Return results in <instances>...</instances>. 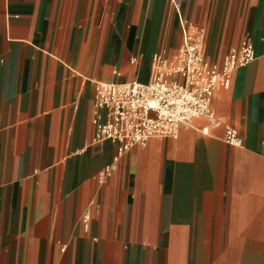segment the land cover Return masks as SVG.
<instances>
[{
  "label": "crops",
  "instance_id": "1",
  "mask_svg": "<svg viewBox=\"0 0 264 264\" xmlns=\"http://www.w3.org/2000/svg\"><path fill=\"white\" fill-rule=\"evenodd\" d=\"M174 9L211 26L208 60L245 40L255 60L217 126L119 153L94 140L95 84L152 79L178 49L170 0H0V264H264V0Z\"/></svg>",
  "mask_w": 264,
  "mask_h": 264
},
{
  "label": "built area",
  "instance_id": "2",
  "mask_svg": "<svg viewBox=\"0 0 264 264\" xmlns=\"http://www.w3.org/2000/svg\"><path fill=\"white\" fill-rule=\"evenodd\" d=\"M178 17L180 46L170 58L151 57L152 79L95 84L90 119L95 141H110L118 146L119 153H124L134 147L143 148L151 138L175 137L182 129L196 127L199 119L217 126L213 96L219 90L227 91L233 73L255 60L253 46L242 41L217 63L212 62L205 57L203 32L192 37ZM130 62L134 64L135 60ZM164 74L172 78L165 79ZM199 130L207 133V128ZM224 140L232 147L242 143L238 131L230 126L225 128ZM103 181L101 174L98 182ZM89 220L86 213L84 230L89 229Z\"/></svg>",
  "mask_w": 264,
  "mask_h": 264
},
{
  "label": "rangeland",
  "instance_id": "3",
  "mask_svg": "<svg viewBox=\"0 0 264 264\" xmlns=\"http://www.w3.org/2000/svg\"><path fill=\"white\" fill-rule=\"evenodd\" d=\"M176 2H177V5H178L177 7L181 8V0H176ZM170 6H171V10H172V13H171L172 20L174 19L177 22V18H176V15H177L176 12L177 11L174 9V7H172L171 3H170ZM178 14H179V12H178ZM183 14L185 15L184 12H183ZM183 14L181 16L184 19L185 28L189 30V32L191 33L192 37H198V36H200V33L203 32V37L206 40L205 53L207 55L209 54V55H212V56L216 57V54H212V53L209 52V40H210V37H211V26L209 27L208 35H206V32H207L206 29L203 28L202 26L201 27L196 26L195 23L191 20L190 15H188L189 13L187 15H185V16ZM178 27L181 28L180 24H179ZM179 36H180V40H179V44H178L177 48H179V45L181 43V30H179ZM172 54L173 53H171V57H172Z\"/></svg>",
  "mask_w": 264,
  "mask_h": 264
},
{
  "label": "bare ground",
  "instance_id": "4",
  "mask_svg": "<svg viewBox=\"0 0 264 264\" xmlns=\"http://www.w3.org/2000/svg\"><path fill=\"white\" fill-rule=\"evenodd\" d=\"M173 2V6H174V8L176 7V6H178L177 5V2H176V0H170V3H172ZM176 18H177V23H178V26H179V17H178V15H176ZM181 21H182V24L184 25V19L181 17ZM179 30H180V28H179ZM134 71V68H132V71L131 72H133ZM164 76H166V77H164L165 79H169V78H172V77H169V76H167L166 74H164Z\"/></svg>",
  "mask_w": 264,
  "mask_h": 264
}]
</instances>
